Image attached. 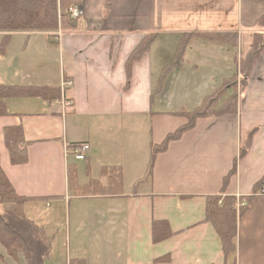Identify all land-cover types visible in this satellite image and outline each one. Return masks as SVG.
Segmentation results:
<instances>
[{"label":"crops","instance_id":"crops-1","mask_svg":"<svg viewBox=\"0 0 264 264\" xmlns=\"http://www.w3.org/2000/svg\"><path fill=\"white\" fill-rule=\"evenodd\" d=\"M70 1L82 12L71 29L12 32L0 53V84H70L64 90L70 107L61 97L7 98L8 113L0 115V167L14 191L29 198L26 218L40 220L48 236L53 228L54 239L65 215L59 264L67 256L80 264H264V194L253 195L225 260L204 220L206 196L220 192L234 164L227 195H251L264 175V0H109L107 8L106 0ZM142 41L148 47L132 59ZM256 41L262 46L241 86V57ZM239 44L245 50L236 59L230 45ZM229 80L236 82L234 111L196 118L155 154L150 176L133 190L147 172L151 146L188 122L179 112L200 107ZM10 127L22 129L24 163L10 161L4 139ZM80 142L90 148L86 161L75 163L78 183L87 182L86 163L103 185L101 168L118 166L120 194L77 195L68 188L64 146ZM161 220L171 234L154 243L153 224ZM166 255L168 261L154 263ZM12 261L25 264L23 255Z\"/></svg>","mask_w":264,"mask_h":264},{"label":"trees","instance_id":"trees-1","mask_svg":"<svg viewBox=\"0 0 264 264\" xmlns=\"http://www.w3.org/2000/svg\"><path fill=\"white\" fill-rule=\"evenodd\" d=\"M71 3L70 0H0V32L4 33L0 40V53L4 52V48L12 32H56L59 29H71V22L68 21L67 13L65 12V9L68 7L67 4ZM65 5L66 8L64 9ZM108 6L109 0H106L105 7L107 8ZM260 24H264V15L261 17ZM257 42L241 57V86L246 81L250 65L259 54L262 46V40L260 41L261 43ZM147 47L146 42L142 41L132 54V59L138 58L141 51ZM235 84V80L226 81L207 96L200 107L190 112H179V114H184L187 117L188 122L167 134L161 144L151 146L147 172L142 178L134 182L133 190L150 176L155 154L164 151L168 142L177 139L183 131L191 128L196 118L234 111L237 97L233 89ZM226 86L228 87L225 88ZM228 88L232 89V91L215 108L217 100L226 93ZM28 97H38L47 102H52L60 99L61 89L60 86L55 85L27 86L0 84V115L8 113L4 102L5 99ZM4 139L11 163L20 164L26 162L27 143L24 140L22 129L20 127L5 128ZM243 154L244 150L240 151V156ZM234 169L235 164L228 175L224 177L223 186L219 193L206 196L204 220L212 225L218 235L224 260L235 251L237 224L247 211L253 195L256 193L264 194L261 193L264 186V175L259 181L255 182L252 194L249 196L237 197L225 194L224 187L227 178L234 172ZM85 174L88 178L87 182L79 184L75 165L69 164L67 166L68 188L75 191L77 195L98 194L114 196L122 192V176L118 166H103L101 168L100 176L106 178L105 185L101 184L98 179H93L89 176L87 163L85 165ZM28 199L18 195L14 191L0 167V245L14 261H17L18 256L21 254L24 257L25 264H43L49 256L51 245L44 232V228L35 225L31 220L26 218L23 204ZM170 234L171 232L166 221H154L152 228L154 243L167 238ZM3 260L4 257L0 254V261ZM168 260V255L161 256L155 258L154 263Z\"/></svg>","mask_w":264,"mask_h":264},{"label":"rangeland","instance_id":"rangeland-1","mask_svg":"<svg viewBox=\"0 0 264 264\" xmlns=\"http://www.w3.org/2000/svg\"><path fill=\"white\" fill-rule=\"evenodd\" d=\"M64 5V4H63ZM67 6H75V5H71V4H67ZM66 8V5L64 6V9ZM65 12H66V9H65ZM67 13V12H66ZM67 19H68V21H70L71 22V18L69 17V15L67 14ZM60 31H63V29H59L58 31H57V33L58 32H60ZM53 32V31H52ZM60 34V33H59ZM230 46H232V48H231V50L233 51V54H234V56H235V58L236 59H238V55H239V53H240V50L241 51H244L245 50V48L243 47H240V44L239 45H237V47H235V46H233V45H230ZM223 47V46H222ZM173 64V63H172ZM235 65V66H234ZM233 65V69H235L236 68V64H234ZM170 68H172V66H170ZM170 68H169V70H168V72H170ZM235 73V72H234ZM64 81V80H63ZM173 105H174V103H167V104H165L164 106H162V107H165V108H171V107H173ZM184 105V107L187 109L188 107H190V104H183ZM169 111V110H168ZM143 125H145V124H143ZM138 130L139 131H141L142 132V129L141 128H139L138 127ZM76 162H79V163H82L83 161H75L74 160V158H73V156H68V163L69 164H74L75 165V163ZM71 191H73V190H71ZM41 209V208H40ZM64 212V211H63ZM50 212L48 211L47 212V214H49ZM45 216V215H44ZM27 217L29 218V219H33V216H31V214L30 215H27ZM65 215L64 214H62V216L60 217V218H58V220H59V226H60V230L61 231H63V233L62 234H59L58 236H55V238L53 239L52 238V235H53V233L55 232L54 231V229L53 228H51V227H49L48 229H47V234H49L50 236H48V235H46L47 236V238H48V240L50 241V245H51V249H52V246L55 248V246H54V244H56V241L58 240V244H56L57 245V251L56 252H54L53 251V253H52V251H51V253H49V254H52L51 256V261H52V263L51 264H59L60 263V261H61V259H62V261H63V259L65 258V255H66V247H65V245H64V243H65V237H64V232H65V225H63L64 224V220H65ZM36 222L34 223L35 225L37 224V226H38V224L40 225L41 224V221L40 220H35ZM71 224H72V221H71ZM61 231L59 232V233H61ZM44 232H45V230H44ZM0 251H2V252H4L3 251V248L0 246ZM1 254V253H0ZM3 255V257H4V260L3 261H0V264H8V262L9 263H12V264H14V262L12 261L13 259L11 258V257H9L7 254H6V252H4V254H2ZM20 256H22L21 254H20ZM6 257V258H5ZM24 258V257H23ZM53 259V260H52ZM46 260H48V259H46ZM45 260V261H46ZM55 260H57V262L56 263H54L55 262ZM65 261L66 260H64V264H65ZM21 262H22V260H21ZM24 263H25V261H24ZM44 264V263H43ZM45 264H47V263H45Z\"/></svg>","mask_w":264,"mask_h":264},{"label":"built area","instance_id":"built-area-1","mask_svg":"<svg viewBox=\"0 0 264 264\" xmlns=\"http://www.w3.org/2000/svg\"><path fill=\"white\" fill-rule=\"evenodd\" d=\"M66 12L69 15L71 19H76L81 16V9L78 6H68L66 8ZM69 82L67 80H62L60 84V89H61V100L63 101L64 105L66 107H70L71 101L68 100L64 96V90L69 87ZM89 144L85 142H80L77 144H72V145H65L64 146V153L65 156H73L75 161H84L86 158V155L89 150ZM261 193H264V186L263 189L261 190ZM65 264H80L77 261L71 260L68 256L66 257Z\"/></svg>","mask_w":264,"mask_h":264}]
</instances>
